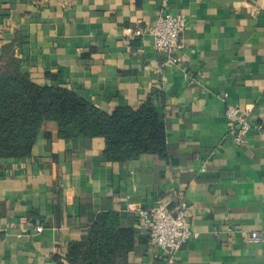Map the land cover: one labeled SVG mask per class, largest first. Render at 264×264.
Here are the masks:
<instances>
[{
    "label": "crops",
    "instance_id": "obj_1",
    "mask_svg": "<svg viewBox=\"0 0 264 264\" xmlns=\"http://www.w3.org/2000/svg\"><path fill=\"white\" fill-rule=\"evenodd\" d=\"M160 9V0H0V56L12 43L36 83L107 112L151 99L169 151L111 161L104 137L62 138L45 122L28 158L0 162V264H59L98 213L131 221L137 208L172 207L180 194L199 236L176 264H264V139L237 145L225 115L230 102L264 121V0H170L187 20L176 63L153 47ZM128 27L144 35L130 38ZM129 262L165 264L149 240Z\"/></svg>",
    "mask_w": 264,
    "mask_h": 264
},
{
    "label": "trees",
    "instance_id": "obj_2",
    "mask_svg": "<svg viewBox=\"0 0 264 264\" xmlns=\"http://www.w3.org/2000/svg\"><path fill=\"white\" fill-rule=\"evenodd\" d=\"M55 121L66 139L104 137L108 160L126 163L142 154L169 155L166 124L151 99L140 107L104 111L72 90L36 83L24 71L12 43L0 56V162L28 158L47 121ZM48 136L50 132L46 133ZM117 210L98 213L69 243L59 264H130L138 243L149 240L145 229ZM145 230V231H144ZM146 239V240H145Z\"/></svg>",
    "mask_w": 264,
    "mask_h": 264
},
{
    "label": "built area",
    "instance_id": "obj_3",
    "mask_svg": "<svg viewBox=\"0 0 264 264\" xmlns=\"http://www.w3.org/2000/svg\"><path fill=\"white\" fill-rule=\"evenodd\" d=\"M169 4L170 0H160L161 9L149 33L153 39V47L158 52L167 54L165 63H176L179 60L177 50L183 46L182 35L187 20L182 14H172L168 9ZM127 32L130 38L144 35L141 28L128 27ZM223 97L226 99L228 94L224 93ZM225 115L228 130L237 145L249 143L250 135L254 133L260 134L264 139V121L252 119L249 109L243 110L227 102ZM136 215L138 227L147 230L149 243L162 250L165 264H176L177 253L182 246L191 238L199 236V232L192 227L191 208L183 194L178 195L172 207L166 204L139 207L136 209ZM239 227V224H234L227 230L232 234ZM41 229L38 228L39 231ZM260 237L258 230L252 231L250 236L252 241H258Z\"/></svg>",
    "mask_w": 264,
    "mask_h": 264
}]
</instances>
